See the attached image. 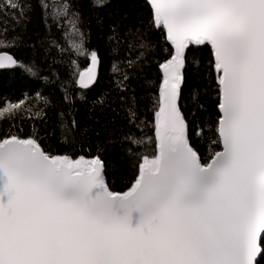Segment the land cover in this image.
<instances>
[{
    "label": "snow or ice",
    "instance_id": "snow-or-ice-1",
    "mask_svg": "<svg viewBox=\"0 0 264 264\" xmlns=\"http://www.w3.org/2000/svg\"><path fill=\"white\" fill-rule=\"evenodd\" d=\"M39 2L45 13L52 10L53 20L68 24L65 39L69 33L75 37L69 47L90 56L94 68L97 54L84 47L81 13L69 0ZM91 3L104 6V0ZM150 3L153 26L173 46L171 59L160 64L157 154L143 155L133 186L116 193L109 190L99 156L50 155L35 136L0 139V264H264V0ZM28 8L24 0H2L0 16L11 11L24 18ZM112 31L109 41L119 44ZM133 33L136 47L147 49L140 29ZM208 45L220 95L221 150L202 163L178 100L186 50ZM10 46L15 43L0 37V47ZM141 59L143 52L128 67ZM18 64L0 54V69ZM94 79L88 73L79 83L87 88ZM128 79L124 72L121 92ZM22 104L0 108V123L20 118L14 110ZM26 111L31 113L27 106ZM124 111L128 124L139 128L134 99ZM76 124L72 117L71 127ZM123 140L146 146L131 132Z\"/></svg>",
    "mask_w": 264,
    "mask_h": 264
},
{
    "label": "trees",
    "instance_id": "trees-1",
    "mask_svg": "<svg viewBox=\"0 0 264 264\" xmlns=\"http://www.w3.org/2000/svg\"><path fill=\"white\" fill-rule=\"evenodd\" d=\"M24 2L29 6L24 18L11 11L0 16V37L15 43L0 47V52L11 53L19 62L13 69L0 70V108L24 102L14 110L22 113L20 118L0 123V139L35 136L50 155H67L74 160L99 156L109 189L127 192L139 175L141 157L156 155L155 111L163 80L160 64L173 54L166 32L153 26L152 9L146 0H104V6L98 8L91 0H69L83 18L84 47L94 51L99 60L96 82L83 90L78 87V77L88 68L90 56L72 51L69 39H65L69 26L63 19L53 20L51 9L45 13L39 0ZM137 28L147 49L136 47L139 40L130 30ZM113 29L120 37L119 44L108 39ZM140 52L143 59L129 68L127 61H136ZM212 59L210 45L190 46L180 94L188 138L202 163L221 150L216 132L220 95L210 66ZM124 72L129 79L124 82L127 91L121 92L118 83ZM132 99L139 128L128 124L124 111ZM36 113L42 118H36ZM72 117L77 122L75 128L71 127ZM198 129H203V135L196 134ZM128 132L140 137L146 146L135 148L125 142L123 136Z\"/></svg>",
    "mask_w": 264,
    "mask_h": 264
},
{
    "label": "water",
    "instance_id": "water-1",
    "mask_svg": "<svg viewBox=\"0 0 264 264\" xmlns=\"http://www.w3.org/2000/svg\"><path fill=\"white\" fill-rule=\"evenodd\" d=\"M147 2H148V4L150 5V7H151V3H150V0H146ZM151 9H152V7H151ZM170 44H171V42L170 41H168ZM172 46V45H171ZM172 48H173V46H172ZM187 51V50H186ZM3 53H8V54H10L11 56H13L11 53H9V52H0V54H3ZM14 57V56H13ZM15 58V57H14ZM97 60H98V58H97ZM16 66H14V67H11V68H5V69H13V68H15ZM0 70H4V69H0ZM98 72H99V60H98V62L96 63V65H95V67L93 68V62L90 60L89 61V66H88V68L86 69V70H84V71H82L80 74H79V77H78V87L80 88V89H83V90H85V89H88V88H90L91 86H93L94 85V83L96 82V80H97V77H98ZM161 72H162V69H161ZM88 73H92V74H94V76H95V79H94V81L87 87V88H84L82 85H80V83H79V79L81 78V77H84L85 79L87 78V74ZM162 76H163V72H162ZM178 105H179V107H180V98H179V100H178ZM181 110V109H180ZM219 112H220V109H219ZM220 115H221V112H220ZM156 144H157V138H156ZM157 151H158V149H156V154H157ZM104 174H105V168H104ZM107 183V182H106ZM110 190V189H109ZM117 193V192H116Z\"/></svg>",
    "mask_w": 264,
    "mask_h": 264
},
{
    "label": "rangeland",
    "instance_id": "rangeland-1",
    "mask_svg": "<svg viewBox=\"0 0 264 264\" xmlns=\"http://www.w3.org/2000/svg\"><path fill=\"white\" fill-rule=\"evenodd\" d=\"M68 39H69L70 43H72V41L75 39V37L71 33H69Z\"/></svg>",
    "mask_w": 264,
    "mask_h": 264
}]
</instances>
